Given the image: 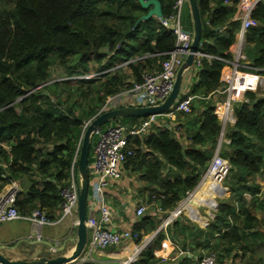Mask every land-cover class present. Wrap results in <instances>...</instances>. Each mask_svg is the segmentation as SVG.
<instances>
[{"label": "trees", "instance_id": "trees-1", "mask_svg": "<svg viewBox=\"0 0 264 264\" xmlns=\"http://www.w3.org/2000/svg\"><path fill=\"white\" fill-rule=\"evenodd\" d=\"M160 1L163 16L168 17L177 0ZM231 1L224 4L219 0L214 7L212 0H199L203 52L232 56L241 21L234 19L238 0ZM147 12L138 0H0V193L12 182H19L17 207L22 214L37 208L49 215L60 210L61 189L67 185L84 124L100 112L109 97L132 86L127 81L130 76L140 82L145 73L160 72L167 57L164 53L175 48L176 37L160 19L137 24ZM253 17L260 24L247 30L244 52L255 66L264 68V1L257 5ZM119 61L128 62L130 76L120 68L112 73ZM54 66L77 78L51 82ZM223 68L224 62L203 58L189 93L199 99L217 93ZM89 73L100 75L80 76ZM77 94L93 100L84 105L87 109L83 112L77 111L83 108L78 101L66 103ZM246 95L250 103L236 105L237 121L226 134L230 143L221 149L231 164L223 185L230 188L233 197H239L240 203L245 193L259 190L254 179L264 164V97L256 92ZM220 111L210 103L204 112H196L192 106V111L184 114L191 133L188 143L181 142L175 131L156 124L133 139L135 156L126 168L138 171L140 179L152 186L150 203L155 201L165 211L172 210L188 191L199 186L219 141ZM144 118L130 117L126 124L140 126ZM196 118L199 128L191 131ZM80 153L81 148L78 159ZM216 184L209 180L199 196L209 199L217 194L220 187ZM87 207L89 214V202ZM241 215L245 216L243 226L257 235L253 212L249 208L238 212L233 202L219 203L216 218L206 231L214 234L227 230L224 236L228 242H236L241 234L236 230L228 235L233 229L228 217ZM160 222L156 216L145 214L134 227L149 234ZM165 238L160 232L154 244L131 264H159L154 251ZM85 264L95 263L89 260Z\"/></svg>", "mask_w": 264, "mask_h": 264}, {"label": "built area", "instance_id": "built-area-1", "mask_svg": "<svg viewBox=\"0 0 264 264\" xmlns=\"http://www.w3.org/2000/svg\"><path fill=\"white\" fill-rule=\"evenodd\" d=\"M264 0H238L236 19L241 21V28L237 34V41L234 44L231 57L215 56L201 50L196 54L193 64V74L195 75L202 67V59L220 60L224 62V68L230 72L229 80L217 90L222 95L223 101L218 104L221 108L220 121L221 132L219 141L211 159L208 169L205 172L200 184L207 178L213 177L219 187H223V182L229 174L231 164L229 160L221 155V149L225 144H229L227 131L236 121L235 107L238 103H250L247 97L248 92H259L264 85V68L254 65L244 52L247 30L259 26V21L253 17V12L257 5ZM188 0H177L173 10L168 17L160 19L161 24L168 31H171L176 37V46L172 51L164 53L167 57L163 60L160 72L145 73L143 80L140 82L132 81V86L119 94L108 98L101 112L112 110L120 107H146L162 104L171 94L174 88V82L177 72L186 57L190 53V47L193 36L182 23V13ZM228 2V1H227ZM88 78L95 77L98 74H88ZM247 84L248 89L238 87L241 82ZM196 96L188 93L179 97L170 110L163 114H154L144 118L139 127H129L126 125H111L101 127L94 134L98 136V141L94 149V161L89 165V182L90 190L88 196L89 214L87 226L89 231V240L87 248L82 257L87 260V255L94 253L95 249H105L108 247L119 246L122 243L138 237L131 231H116L111 227L113 221L112 198L108 192L113 182L123 178L127 162L135 156L133 139L146 132L154 124L168 128L178 133L181 129L177 121L179 114H188L192 111V103ZM90 121L85 123V128ZM233 126V125H232ZM82 139L70 168V176L67 185L61 189L63 203L56 215H49L46 210L37 208L30 214H22L17 207V196L21 191L19 182H12L0 193V223L23 220L30 222L36 231L37 240L44 239L42 228L46 226H55L61 224L68 217H76L78 207V196L80 193V176L78 173V153L81 148ZM199 184V185H200ZM198 188V187H197ZM196 188V189H197ZM196 189L190 190L185 195L184 201L180 202L177 207L170 211H165L162 206L153 201L148 202L155 205L151 216L164 213L160 219V224L153 231L152 236L142 240L139 245V251L150 246L153 239L160 232H167L168 227L186 211L184 204L192 199ZM100 207V215L93 216V211ZM147 212V207L141 205L136 210V215L142 217ZM194 219L192 216H189ZM195 220V219H194ZM166 242H162L166 246ZM60 241L57 242V245ZM56 250V248H55ZM183 253V252H182ZM157 257H162L160 251H156ZM137 260V256L129 257L123 264H131ZM198 264H219L217 256L214 253L204 255Z\"/></svg>", "mask_w": 264, "mask_h": 264}, {"label": "crops", "instance_id": "crops-1", "mask_svg": "<svg viewBox=\"0 0 264 264\" xmlns=\"http://www.w3.org/2000/svg\"><path fill=\"white\" fill-rule=\"evenodd\" d=\"M222 1L224 4H232L231 0ZM218 2L219 0H212L211 5L215 7L218 5ZM234 19H236V16ZM218 31L221 33L224 32L223 29H219ZM233 48L234 45L231 48L232 51ZM188 72H186L188 73L187 76L186 73L184 75L182 84V90H184L182 96H185L190 92L191 82L195 76V72L194 74L190 70ZM127 74L130 76V72H127ZM229 77V70L223 69L220 87H222V85H224V83L229 80ZM127 81L132 82L134 80L130 76ZM222 101V95L219 93H213L207 98H195L192 106L196 109V112H204L206 103L218 106V104H221ZM177 121L181 125V131L177 133V136L181 138V142L185 143L191 136V133L188 131L189 119L185 117L184 114H182V118H178ZM199 124L200 120L196 118L194 125L191 127V131L198 130ZM132 171V169H128L125 166L123 178L117 182H113L108 189L110 197L113 200L112 208L114 212L113 221L110 225L116 231H131L132 233L137 234L138 237H133L119 246L108 247L105 249H95L93 250L94 253L87 255V260H85V257H82L72 264H85L86 261L89 260L93 261L95 264H123L129 259V257L137 256L138 259L140 254L143 252V250L139 251V245L141 244L142 240H146L151 237L152 233L149 232L148 234L146 229L141 231L135 230L134 225L138 223L141 218L136 215V210L139 206L144 205L143 202L150 199L149 194L151 193L152 186H148L143 180H138L140 179L138 174L139 172L133 171L136 172L134 175ZM257 175L264 176V171ZM256 176L254 183H256V185L259 187V190L256 192V194L261 197L258 200L260 202L258 204H256L257 198L255 200L253 199V196L256 194L245 193L241 198L243 199V202L240 203L239 197H233L230 188L225 186L220 187L219 192L213 196H210L211 198L209 199L208 197L204 198L203 196L196 197V193L201 187L200 184L191 199L192 201L190 200L189 205L184 204L187 213L195 220L190 218L192 220L191 221L188 217L181 216L172 223V227L167 230V232H162L166 236V238L163 240V242H166V246L161 244L160 248H155L156 250L154 251H160L161 254H163L162 257H157L160 260L159 264H198L201 258L209 253H214L217 256L219 264H264L263 222L257 213V207L264 206V183L260 182ZM217 195L219 198V203L225 204L233 202L238 212L241 208H249L253 212V215L257 218L253 231L256 230L258 234L253 235L250 230L243 226L245 218L243 215L238 218H236V216L228 217L229 223H231L233 226V229L229 231L228 235H232L236 230L241 234V237H238L239 240L236 242H228L227 238L224 236V234L228 232L227 230L224 232L215 231L214 234L206 231L208 226H203L208 223V218L206 216L200 215L198 210H200V208L207 207L210 209L209 207H211V205L216 204L214 199ZM219 203H217V206ZM217 212L218 210L214 212L215 216ZM57 213L58 211L53 215H56ZM93 213L99 216L100 207L97 206V209H95ZM151 213L152 212H150L149 215H151ZM163 214L164 213L158 215L156 214V219L160 220ZM215 218L213 220H215ZM196 220L202 224L198 226V224L195 223ZM22 221L23 220H15L11 222L0 223V247H7L11 250H17L19 252L26 251V249H38L39 251L41 250L44 255L50 256L52 254L51 251L53 253L57 252L54 254H66L70 247L77 244L78 219L76 217H68L59 225L47 226L51 227V235L49 233L43 234L44 239L42 240L33 238L34 236L32 234L28 235V237L22 235V227L25 226ZM30 225L34 233H36L34 226L31 223ZM56 229H60L61 231H56ZM145 233H147V235H144ZM24 238L31 239L30 243L27 244L26 240H23ZM156 239L157 235L153 239L152 243L150 242V246L148 247H151ZM58 241H60L59 245H57ZM43 245L46 246L45 251H43Z\"/></svg>", "mask_w": 264, "mask_h": 264}, {"label": "water", "instance_id": "water-1", "mask_svg": "<svg viewBox=\"0 0 264 264\" xmlns=\"http://www.w3.org/2000/svg\"><path fill=\"white\" fill-rule=\"evenodd\" d=\"M143 9L148 12L143 14L137 21L139 24L142 21H147L152 18L163 19V8L160 0H138ZM190 12L193 20V30L189 33L193 36V41L190 47V53L179 68L174 88L169 97L160 105L146 107H120L112 110H107L93 117L83 132L81 145V153L78 162V172L80 176V193L78 196L77 207V229L78 241L77 244L70 247L66 254H54L47 256L42 251L35 249L19 252L11 250L7 247H0V264H72L79 258H82L88 245L89 231L87 226L88 219V196L90 190L89 182V165H90V150L91 139L97 129L103 127L115 120L116 118L130 117H147L154 114H163L170 110L180 96L184 75L188 72L195 60L196 54L201 50L200 46L205 42L203 38V20L199 6V0H188ZM220 29V28H219ZM218 29V30H219Z\"/></svg>", "mask_w": 264, "mask_h": 264}, {"label": "rangeland", "instance_id": "rangeland-1", "mask_svg": "<svg viewBox=\"0 0 264 264\" xmlns=\"http://www.w3.org/2000/svg\"><path fill=\"white\" fill-rule=\"evenodd\" d=\"M182 23H183V25H184V27L188 30V31H192L193 30V20H192V16H191V12H190V7H189V1L185 4V6H184V9H183V13H182ZM140 59V58H139ZM109 59H106V63H108L109 61H108ZM131 61H134V60H131ZM92 64V63H91ZM127 64H128V62H122V61H119V63L118 64H116V66L112 69L113 71H112V73L114 74L115 72H116V69H118V68H120L121 70H123V71H127V72H130L129 71V68H127ZM118 65V66H117ZM115 69V70H114ZM193 67L190 69V71L191 72H193ZM189 73V72H188ZM188 73H186V76L188 75ZM89 74H93V73H89ZM95 74H98V73H95ZM82 78H88V76L89 75H80ZM97 77L99 76V75H96ZM95 76V77H96ZM186 76H185V79H186ZM72 78H77V77H75V76H70V75H68V74H66V72H64V70L63 69H61V68H59V67H57V66H54V67H52V69H51V82H53V81H55V80H58V81H71V80H66V79H72ZM90 78H93V77H90ZM130 78V77H129ZM130 82V81H129ZM184 90V89H183ZM183 90H181V93H180V96L179 97H182V93H183ZM44 92H45V90H44ZM48 93V92H47ZM257 95H259V96H263L264 97V85L261 87V89L259 90V92H257L256 93ZM50 97H51V92H50ZM66 98V97H65ZM64 98V99H65ZM52 99H54L55 101H57V98H55L54 96H52ZM73 100H76V102L78 101L80 104H81V106H83V108H79L77 111L79 112H81L82 110L84 111L85 109H87V105H89V104H92V102H93V100L91 99V97H89V98H84V97H82V96H80L79 94H77L76 96H74L73 98H69V99H67L66 101V103H68V104H70V105H72V101ZM84 105H86V106H84ZM82 111V112H83ZM101 111V110H100ZM100 113V112H99ZM98 113V114H99ZM145 118H147V117H145ZM129 119L128 118H116L115 120H113L112 122H110V123H108V124H105V125H103L104 127H107V126H111V125H126V126H129V127H132V126H130V125H127L128 123H129V121H128ZM237 121V120H236ZM236 121L232 124L233 126L235 125V123H236ZM87 123V122H86ZM127 123V124H126ZM135 126V125H134ZM136 127H139V126H137L136 125ZM83 129H85V124H84V126H83ZM181 130L179 129V131L178 132H180ZM97 141H98V136L96 135V134H94L93 136H92V139H91V162L90 163H92L93 161H94V156H93V153H94V149H95V146H96V143H97ZM185 143H188V140L185 142ZM263 152H264V149L262 150ZM261 171H264V164L262 165V168H261ZM133 172V171H132ZM134 173V175L136 174V172H133ZM205 174V173H204ZM204 176V175H203ZM139 178V177H138ZM137 178V179H138ZM203 178V177H202ZM256 178L260 181V182H263L264 183V176L263 175H257L256 176ZM226 179V178H225ZM138 180H141V179H138ZM215 182V181H214ZM254 182H255V180H254ZM223 184H224V182H223ZM19 185H20V183H19ZM224 186V185H223ZM20 187H21V185H20ZM202 190H203V188L201 189V191L197 194V196L196 197H198L199 196V194L202 192ZM192 191H194V190H192ZM196 192V191H195ZM257 192V191H256ZM256 192L254 193V194H256ZM218 195H220V194H218ZM218 195L215 197V199H214V202L216 203V204H214V205H211V207H209L210 209H208V207L207 208H200V210H198V213L200 214V215H203V216H206L207 218H208V223L205 225V226H203V227H207L208 226V224H210L211 222H212V220L216 217L214 214V212L216 211V210H218L219 209V204H218V206H217V203H219V198H218ZM257 198V200H256V204H258V203H260L258 200L261 198V197H259L257 194L256 195H254L253 196V199L255 200ZM184 201V199L182 200V202ZM192 201V200H191ZM189 202H190V200L188 201V202H186L185 203V205L188 203V205H189ZM143 204L147 207V212H151V211H153L154 210V208H155V205H154V203L153 204H150L148 201H145V202H143ZM184 205V206H185ZM137 208V207H136ZM257 213L259 214V216H260V219L262 220V222H263V224H262V227H263V230H264V206H259V207H257ZM182 216H186V217H188L189 219H190V215L187 213V211H185V213L182 215ZM191 220V219H190ZM192 221V220H191ZM194 221V220H193ZM24 224H25V226H23L22 227V235H24L25 237H28V235H30V234H32L33 236H36V233H34V231L32 230V228H31V225H30V223H28V222H26V221H22ZM175 222V221H174ZM195 223H197L198 224V226L200 225V224H202L201 222H199V221H197L196 220V222ZM172 225L173 224H171L169 227H168V230L172 227ZM57 230H60V229H56V231ZM78 230V229H77ZM61 231V230H60ZM45 233H49L50 235H51V227H44L43 228V234H45ZM153 233V232H152ZM171 235V234H170ZM23 240H26V243L27 244H29L30 243V241H31V239H27V238H24ZM43 243V242H42ZM45 249H46V246L45 245H43V251H45Z\"/></svg>", "mask_w": 264, "mask_h": 264}, {"label": "bare ground", "instance_id": "bare-ground-1", "mask_svg": "<svg viewBox=\"0 0 264 264\" xmlns=\"http://www.w3.org/2000/svg\"><path fill=\"white\" fill-rule=\"evenodd\" d=\"M135 51V50H134ZM128 55V54H127ZM238 87H243V89L244 90H247L248 89V86H247V84L246 83H244V81H242L241 82V84L238 86ZM148 154V153H147ZM140 158V157H139ZM136 164V163H135ZM209 180H213V181H215V178H213V177H209V178H207L202 184H201V187L198 189V191H197V193H196V196H197V194L201 191V189L205 186V184L209 181ZM215 182H217V181H215ZM194 196V195H193ZM187 205H188V203H187ZM83 264V263H82Z\"/></svg>", "mask_w": 264, "mask_h": 264}, {"label": "flooded vegetation", "instance_id": "flooded-vegetation-1", "mask_svg": "<svg viewBox=\"0 0 264 264\" xmlns=\"http://www.w3.org/2000/svg\"><path fill=\"white\" fill-rule=\"evenodd\" d=\"M104 127V126H103ZM79 173V172H78Z\"/></svg>", "mask_w": 264, "mask_h": 264}]
</instances>
